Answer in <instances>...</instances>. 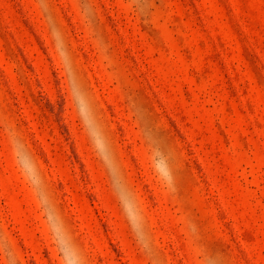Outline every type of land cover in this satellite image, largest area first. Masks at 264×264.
I'll return each mask as SVG.
<instances>
[{
	"label": "rangeland",
	"instance_id": "rangeland-1",
	"mask_svg": "<svg viewBox=\"0 0 264 264\" xmlns=\"http://www.w3.org/2000/svg\"><path fill=\"white\" fill-rule=\"evenodd\" d=\"M0 264H264V0H0Z\"/></svg>",
	"mask_w": 264,
	"mask_h": 264
}]
</instances>
